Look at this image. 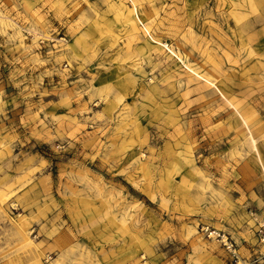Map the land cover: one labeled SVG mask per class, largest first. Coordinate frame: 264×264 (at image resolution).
<instances>
[{
  "label": "rangeland",
  "instance_id": "obj_1",
  "mask_svg": "<svg viewBox=\"0 0 264 264\" xmlns=\"http://www.w3.org/2000/svg\"><path fill=\"white\" fill-rule=\"evenodd\" d=\"M262 232L264 0H0V264H264Z\"/></svg>",
  "mask_w": 264,
  "mask_h": 264
},
{
  "label": "built area",
  "instance_id": "obj_2",
  "mask_svg": "<svg viewBox=\"0 0 264 264\" xmlns=\"http://www.w3.org/2000/svg\"><path fill=\"white\" fill-rule=\"evenodd\" d=\"M262 236H264V232H262Z\"/></svg>",
  "mask_w": 264,
  "mask_h": 264
},
{
  "label": "bare ground",
  "instance_id": "obj_3",
  "mask_svg": "<svg viewBox=\"0 0 264 264\" xmlns=\"http://www.w3.org/2000/svg\"><path fill=\"white\" fill-rule=\"evenodd\" d=\"M212 234V233H211Z\"/></svg>",
  "mask_w": 264,
  "mask_h": 264
}]
</instances>
